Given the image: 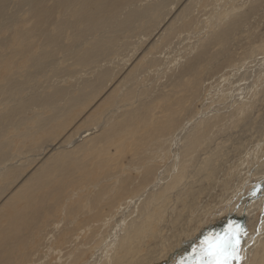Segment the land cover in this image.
<instances>
[{
    "label": "bare ground",
    "instance_id": "bare-ground-1",
    "mask_svg": "<svg viewBox=\"0 0 264 264\" xmlns=\"http://www.w3.org/2000/svg\"><path fill=\"white\" fill-rule=\"evenodd\" d=\"M233 1L0 0V264H149L144 248L163 241L154 232L146 241L145 228L158 220L164 229L178 214L173 222L182 232L224 174L244 165L246 152L255 158L263 126L249 110L264 78V51L241 43L255 34L252 18L264 0L243 11ZM191 36L170 65L161 48L176 50ZM123 45L130 51L122 56L116 50ZM69 67L76 70L64 78L59 70ZM151 72L161 74L155 87L143 77ZM76 74L82 80L63 83ZM100 95L104 103L95 102ZM118 137L130 141L139 174L127 175L129 163L102 153L127 148ZM186 162L193 163L188 174ZM95 166L94 181L67 191ZM236 170L225 202L237 204L214 229L226 226L224 239L192 264H212L232 245L230 264H248L264 239V166L249 176L247 195L248 181ZM175 185L181 206L170 215ZM58 206L62 219H54ZM97 237L89 258L87 245Z\"/></svg>",
    "mask_w": 264,
    "mask_h": 264
},
{
    "label": "rangeland",
    "instance_id": "rangeland-1",
    "mask_svg": "<svg viewBox=\"0 0 264 264\" xmlns=\"http://www.w3.org/2000/svg\"><path fill=\"white\" fill-rule=\"evenodd\" d=\"M231 1H233V0H231ZM257 0H235V1H233V3L231 4V3H229V5H231L232 7H235L236 8V11H239L240 10V8H241V10L243 11V9L244 10H247L248 8H249V5L251 4V5H253L255 2H256ZM228 5V6H229ZM240 7V8H239ZM225 9H222V12H221V9L220 10H218V12H220V14H221V16L220 17H222V16H224L225 15ZM212 15H213V13H212ZM211 17V16H210ZM253 20V26H254V29H255V34H252V35H247V34H245L244 35V38L246 37L247 39H244L243 41H242V43H241V48H243L244 46H246L247 45V47H249V46H254V47H257V50L258 49H263V51H264V2L261 4V6H259L258 7V9H257V13L255 14V16H254V18H252ZM173 24H174V22H173ZM208 30V29H207ZM183 40V41H182ZM195 40V37L193 38V36H191V37H189V38H184L183 39V37H181V43H180V46L179 45H177V48H176V50H173V51H168V49H164V48H161V51H163L162 53V55H166L167 57H169V59H168V61H170V65L174 62V60H175V57H176V55L180 52V50H184L186 47L188 48L189 46H190V43L192 44V42ZM254 42V43H253ZM247 43V44H246ZM146 45V44H145ZM125 47V48H124ZM147 46H143V48H144V51H145V48H146ZM123 48V49H122ZM150 49L151 48H153L152 46H150L149 47ZM166 48V47H165ZM240 48V49H241ZM128 49L129 48H127L126 47V45H123V46H121L120 47V49L118 48L117 50H116V52L117 53H120V55H122L121 53H123L124 55H127L128 53H129V51H128ZM147 49V48H146ZM246 49V48H245ZM244 49V50H245ZM121 50V51H120ZM128 51V52H127ZM141 54H142V52H140L138 55H140L141 56ZM161 54V53H160ZM107 55H109V57L108 58H110V56H111V53H109V54H107ZM117 56V54L115 53L114 54V52L112 53V58H114V57H116ZM123 56V55H122ZM165 56V57H166ZM164 56H162V57H160V59H161V62L163 63L165 60H167L166 58H165ZM137 61V60H136ZM135 61V62H136ZM117 63V62H116ZM165 65H167L168 66V63L166 64L165 63ZM166 66V67H167ZM161 67H164V63L162 64V66ZM70 69V70H69ZM74 70V68H65V69H62V70H59V73H60V75H64V74H67V75H65L64 76V78L66 77L67 78V76H69L70 74H68V73H73V72H75V70ZM52 74L53 73H51V74H49L48 76L49 77H47V78H41V75H39L40 76V78L42 79H40L41 81H43V79H49L51 76H52ZM155 75V76H154ZM159 75V76H158ZM79 75L78 74H76L72 79H67L66 81L67 82H63V83H75V81L76 80H82V78H76V77H78ZM143 77H145L144 79H145V82H148L149 84H151L153 87H155V86H157L158 84H159V81L162 79L161 78V74H157V72L156 73H146V75L144 74V76ZM142 77V78H143ZM157 78H159V79H157ZM263 78V77H262ZM264 79V78H263ZM260 80V87L258 88L259 89V91L257 92L256 91V94H255V96H254V100L256 99V101L257 102H255V104H256V106H252V110H249V112H250V114H253V115H255V116H253V118L255 117L256 119H255V121H256V123H254L255 125L256 124H259L260 123V125L261 126H263V129L261 130V132H259V133H261V135L258 133V136H260V138H263L264 137V88L262 87L263 86V84H264V80ZM262 81V82H261ZM51 82V81H50ZM152 82V83H151ZM48 83V82H47ZM62 82L61 83H58L57 84V86H60V84L62 85L63 84ZM154 83V84H153ZM151 87V86H150ZM108 89H111V87H109ZM107 89V90H108ZM263 93H262V92ZM262 95V96H261ZM101 96V97H100ZM100 96H98L97 97V99L95 100V102L96 101H98L99 99H101V103H104V101H103V95H100ZM257 96L259 97V98H257ZM261 97H263V98H261ZM260 102V103H259ZM94 103V102H93ZM140 104V103H139ZM254 104V105H255ZM259 104V105H258ZM136 106H138L137 104H136ZM82 107V106H81ZM143 107V106H142ZM257 107H258V109H257ZM254 108V109H253ZM76 110L77 111H80L81 110V108H76ZM254 110H257V111H254ZM256 114H255V113ZM74 123V122H73ZM72 124V121H69L68 123H67V125H66V128L67 127H69L68 125H71ZM73 125V124H72ZM71 125V126H72ZM70 126V127H71ZM85 126H86V128L88 127V125L87 124H81L79 127H82V129H84L85 128ZM69 127V128H70ZM69 128H67V129H65V130H68ZM64 128H62V129H60V130H62V132H64V130H63ZM263 131V132H262ZM60 134H61V131H60ZM125 138L123 137V138H121V137H118V138H116L114 141H116L118 144H119V146L120 145H122L121 143H125L126 144V146H127V148L126 147H124L125 149L124 150H122V149H120V147H119V149H120V153L119 152H117V151H119V149H118V146L115 148V149H117V151H116V153L114 154V155H111V153L109 152V153H104L103 151H102V153L105 155V156H107L108 157V160H110V161H116L117 159H121V164L122 165H125L126 166V164H128V165H130V169H128V168H126V167H122V170L123 171H126L127 172V175H129L130 173H132L134 176L135 175H137V174H139V173H137L138 171L137 170H135V169H133L134 168V166L133 165H131V163H133L134 165H135V163H137L138 165L137 166H139V160L137 161V159H135V161L132 159V156H131V152H130V141H126V140H124ZM264 139V138H263ZM120 142V143H119ZM114 149V150H115ZM128 149V150H127ZM254 149V148H253ZM123 151V152H122ZM126 151H128V153L130 152V154H126L125 152ZM222 150H220V151H218L219 153L221 152ZM119 153V154H118ZM260 155H259V154ZM125 154V155H124ZM94 155H97L98 156V154H96V153H94ZM124 155V156H123ZM258 155V156H257ZM87 156H88V154H87ZM127 156V157H126ZM245 156V157H244ZM114 157L115 158H117V159H114ZM114 159V160H113ZM132 159V160H131ZM129 162H128V161ZM242 160H243V164L244 165H240V166H238L237 165V167L236 168H234V166H233V169L232 168H230L228 171H227V173L226 174H224V177L223 178H226V179H224V181H226V182H217V187H215V191H213V193L214 194H212L211 196H208V198H206L205 200H202V201H200L197 205L198 206H200V207H197L196 209V211H191L189 214H188V216H187V218H190L191 219V221L192 222H194V223H192L190 226L189 225H187L186 224V222H187V218H186V222L183 224L184 226H183V230H182V232H180L178 229L179 228H177V227H175L176 226V223H174V222H176V220L174 219L175 217H177L176 215H178V214H176V215H174L173 213L175 212V210L179 213V211H178V207H180L181 206V204H178L179 203V201H180V197L181 196H178L179 198H177V196H176V194L174 193V191L175 190H179V189H177L178 188V185H175V187L174 188H172V190L169 192L170 193V196H167L169 199H171L172 198V200H171V202H170V206L172 207V208H170L169 209V214L171 215V214H173V217H171L170 216V218H172L173 219V221L169 218V220H171V224L169 225H167V226H169V228L166 226L164 229H159L158 228V220H157V222H155V224L153 223L150 227H147V228H145L146 230H145V232H144V239L147 241H151V239L153 238V235H152V233L154 232L156 235H157V233H158V235H157V237H158V239L161 241H163V244L160 246V248H156V249H152V250H147L146 248H144V252L145 251H147V254H148V257H147V259H146V262L148 261V259L150 258V262H149V264H192L193 262H194V260H195V258L197 257V256H200L199 254H201V253H203V252H205L208 248H206L207 246L209 247V246H211L212 248H213V250H215L219 245H220V243L222 242V240L224 239L223 238V233H224V229L226 228V226H219L218 228H219V231H216V230H214L215 229V227H216V225H218L221 221L220 220H222L223 219V215H225L226 214V212H229V211H231V209H233L235 206H236V204H237V202H236V200H233V201H230V202H225V199H226V197H227V195H228V197L233 193V191H234V186H235V184L237 183V182H233V181H235V180H237L234 176H235V174H236V172H237V170L236 169H238L239 171H240V173L242 172V174H244V178H243V180H244V182H246V181H248L247 183V187L244 189L245 191H244V194L245 195H247L248 193H249V191H250V187L252 186V180L250 179V177L249 176H251V175H257V172L259 171V167H260V165H261V167L262 166H264V145L261 147V149L256 153V155H255V158H251L250 156H249V154H248V152H246L245 153V155H243L242 156ZM125 161V162H124ZM127 161V162H126ZM131 161V162H130ZM135 162V163H134ZM187 164H188V166H187ZM190 164V162H186V163H184L183 165H182V168H184V171H185V174H188L190 171H191V169H192V167H191V165L193 166V163L191 164V165H189ZM187 166V167H183V166ZM228 166H230V165H228ZM189 167H190V169H189ZM244 167H246L249 171H251L252 170V168H254L255 170L253 171V173H249V172H245L244 171ZM252 167V168H251ZM33 168V165H30L29 166V168L28 169H26V171H28V170H31ZM132 169V170H131ZM235 169V170H234ZM251 169V170H250ZM246 170V169H245ZM26 171H24L25 173H26ZM99 168L97 167V166H95L94 168H93V170H92V173L91 174H89L88 176H86V179L83 181V183L82 182H80L79 184H72L71 186H70V188H68V192H70V191H74V190H76L77 188H78V186L80 185V184H83V185H88V183H91L92 181H94L95 180V178L97 177V174L99 173ZM229 172H230V174H229ZM25 173H23V174H25ZM247 175H246V174ZM228 176V177H227ZM233 176V177H232ZM222 178V179H223ZM233 178V179H232ZM2 178H0V180H1ZM21 179V178H20ZM20 179L19 180H16L15 182H19L20 181ZM190 179V178H189ZM230 179H232V180H230ZM247 179H249V180H247ZM83 180V179H82ZM81 180V181H82ZM185 180V179H184ZM186 180H188V179H186ZM242 180V181H243ZM138 181V180H137ZM228 181V182H227ZM231 181V182H230ZM251 181V182H250ZM193 182H195V181H192V183ZM171 186H174V185H171ZM232 186V187H231ZM249 187V189H247ZM189 188H190V186H188V187H186V189H185V191H188L189 190ZM218 188L219 189H221L222 191H220V190H218ZM180 191V190H179ZM225 191V192H224ZM180 193L182 194V190L180 191ZM172 194H173V196H172ZM250 194V193H249ZM176 197H175V196ZM115 198V197H114ZM112 199V201H110V202H115V201H117L118 200V198H115V199ZM178 199V201H175L174 199ZM78 199V198H77ZM184 199H186V198H184ZM175 201V203H173ZM172 204V205H171ZM204 204V205H203ZM178 205H180V206H178ZM196 205V206H197ZM175 206V207H174ZM176 206H178L177 208H176ZM162 208H157V209H155L156 211H160ZM174 211V212H173ZM62 211H61V206H58V212H57V214H56V216L54 217V219H62L63 217H64V214L62 215V213H61ZM173 212V213H172ZM177 212H175V213H177ZM205 212V213H204ZM201 214V215H200ZM262 214V212L261 211H258V212H256V214H255V218H258L260 215ZM62 215V216H61ZM198 215H199V217H198ZM227 216H228V214H226ZM175 216V217H174ZM166 217H167V215H166ZM202 217V218H201ZM235 219V218H234ZM234 219H232L231 220V222L232 221H234ZM218 223H217V222ZM223 221V220H222ZM224 221H226L227 222V220H225L224 219ZM174 223V224H173ZM196 224V225H195ZM173 225V226H172ZM181 225V224H180ZM215 225V226H214ZM226 225V224H225ZM152 226H154V227H152ZM190 227V228H189ZM249 228V230H253L252 228H253V225L251 224V226L249 225L248 226ZM174 228V229H173ZM196 228V229H195ZM105 229V228H104ZM153 229H154V231H153ZM174 230L173 231V233L175 234H172V230ZM177 229V230H176ZM195 229V230H194ZM247 229V230H248ZM106 230V229H105ZM104 230V231H105ZM169 230H170V232L171 233H169ZM103 231V230H102ZM152 231V232H151ZM179 231V232H178ZM89 232H90V230H87V232H86V234H84V235H89ZM146 232H149V234L151 235V236H149V237H146L145 238V236H147L148 235V233H146ZM177 232V233H176ZM153 233V234H154ZM167 233V234H166ZM179 233V234H178ZM165 234V236H162V235H164ZM243 234V233H242ZM173 235V236H172ZM179 236V237H178ZM217 236V237H216ZM162 237V238H161ZM98 239H95L94 241H91L90 242V244H88L87 245V252H86V254L88 255V257L90 258L91 257V252L93 251V248H94V246L97 244V242H98V240H99V238L100 237H97ZM212 238H215V240H213ZM223 238V239H222ZM144 240V241H145ZM167 240V241H166ZM172 240V241H171ZM174 240H176V242L174 241ZM211 240V241H210ZM97 241V242H96ZM165 242H167V243H165ZM170 242H172V243H170ZM174 242H175V244H174ZM176 243L178 244V246H176ZM195 243V244H194ZM213 243V244H212ZM92 244V245H91ZM171 244H173V246H171ZM194 244V245H193ZM200 244V245H199ZM208 244V245H207ZM261 244V245H260ZM258 246H257V248H255L254 250H253V253H252V255H251V257H250V261H249V263L248 264H264V239L261 241V243H260ZM167 245V246H166ZM196 245H197V247H196ZM188 246V247H187ZM89 247V248H88ZM166 247V248H165ZM169 247V248H168ZM171 247V248H170ZM187 247V248H186ZM189 247H190V249H189ZM194 247H196V249L194 248ZM163 248V249H162ZM211 248V249H212ZM235 248H238V246H236V247H234L233 245L232 246H228V248L225 250V252H224V254L222 253L220 256H218L216 259H215V262L217 261V264H224L225 262H226V264H230V261H231V259H230V257H232V255L231 254H233L234 253V250H235ZM206 249V250H205ZM156 250H157V252H158V254H157V252H156ZM161 250V251H160ZM162 250H164V251H162ZM185 250V251H184ZM259 250V251H258ZM202 251V252H201ZM232 251V252H231ZM162 252V253H161ZM196 252V253H195ZM231 252V254H230V256H229V253ZM146 253V252H145ZM199 253V254H198ZM163 254V255H162ZM166 254V255H165ZM184 254V255H183ZM196 254H197V256H196ZM149 255H151V256H149ZM155 255V258L153 257ZM187 257H186V256ZM57 256V255H56ZM56 256H54L55 257V259H54V261L57 259L56 258ZM195 256V257H194ZM157 257V258H156ZM182 257V259H178V258H181ZM192 258V259H191ZM155 259H156V261H155ZM221 259V260H220ZM190 260V261H189ZM154 261V262H153ZM183 263H182V262ZM219 261V262H218ZM215 262L214 263H212V264H215Z\"/></svg>",
    "mask_w": 264,
    "mask_h": 264
}]
</instances>
